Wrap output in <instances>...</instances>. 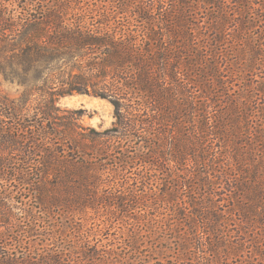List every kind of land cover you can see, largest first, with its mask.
Returning a JSON list of instances; mask_svg holds the SVG:
<instances>
[{"label": "trees", "instance_id": "16d2710c", "mask_svg": "<svg viewBox=\"0 0 264 264\" xmlns=\"http://www.w3.org/2000/svg\"><path fill=\"white\" fill-rule=\"evenodd\" d=\"M70 2L0 0V74L16 66L44 81L32 112L0 97V264H72L51 234L61 208L134 210L159 191L175 202L173 215L180 210L197 264H264L257 41L232 35L244 25L224 17L225 0H114V16L130 11L138 36L127 24L106 29L111 19L86 26ZM73 94L107 99L114 127L89 129L86 141L82 111L55 107ZM108 171L124 176L107 181ZM157 172L166 177L158 188ZM44 237L54 246L31 249Z\"/></svg>", "mask_w": 264, "mask_h": 264}, {"label": "rangeland", "instance_id": "374dc122", "mask_svg": "<svg viewBox=\"0 0 264 264\" xmlns=\"http://www.w3.org/2000/svg\"><path fill=\"white\" fill-rule=\"evenodd\" d=\"M46 1L53 2L54 0ZM70 4L73 9L72 14H76L74 19L80 18L82 24L86 26H91L99 20L102 21V19H111L105 25L106 29L111 31L118 23H121L128 25L129 33L132 32L136 34L135 36L140 34L141 30L137 27L134 18L128 17L130 11L127 14L114 16L112 7L114 0H71ZM223 10L225 18L236 19V24L243 23L244 25V29H237L235 33H232L233 36L244 35L245 32H249L257 41L258 55L255 56V74L263 79L264 87V0H225ZM203 17L205 20L207 19V16ZM9 71L10 76L0 74V97H5L14 102L17 108L22 109L24 107L26 111L30 112L35 107L41 106L44 93L35 91V89L38 86H43L44 81L43 84H37L32 79L33 71L25 76L23 70L21 71L16 66L11 67ZM52 71H55L53 75H56L57 71ZM24 77L27 82L24 81ZM45 80L47 82V78ZM54 83L59 86V83ZM263 87L260 88V91L264 94ZM259 95L261 96L262 93ZM55 107L82 111L79 123L85 128L83 137L86 141H90L93 137L89 129L104 132L112 129L116 122L114 106L107 99L99 97L73 94L60 98L55 103ZM63 116L60 112L57 114L59 119ZM57 122L58 125L59 121ZM113 148L115 147L113 146ZM113 148L111 146L109 150L113 151ZM111 151L110 153H112ZM113 157L119 156L113 155ZM108 164H112V161ZM106 167L111 169L110 166ZM141 170V167L135 169L136 172ZM135 171L130 170L129 173L124 171V173L127 172L125 173L126 177H134ZM103 177L107 181L122 178H115L111 171H108ZM162 178L165 179L166 177L157 172L151 178L155 183L157 182L154 186L160 187ZM157 195L159 197L150 199L145 207L137 206L134 207V210L123 208L121 211H116L115 209H108V204L102 206L96 205L97 203H87L75 211L61 208L59 215L51 220L54 227L51 234L54 235L59 245L54 246L52 244V237H44V242L33 243L31 249L34 250L35 248L39 251L41 248L46 250L47 245L54 246L55 249L58 248L61 253L63 252L69 260H73L72 264L78 262L84 264H197L198 256L196 247L193 245L194 241L191 240L192 237L180 226L181 229L178 228L177 219L180 210L178 213L176 211L177 215L175 213L173 215L172 210L176 208L175 202L167 200L168 197L160 191ZM110 211L114 214H108ZM232 221L240 225V229L246 226V220L240 223L236 217H233ZM256 227L258 239L262 241L264 227L258 222ZM19 240H21L20 243L23 241L22 245H26L28 239ZM257 241L253 242V245ZM27 242L29 243V241Z\"/></svg>", "mask_w": 264, "mask_h": 264}]
</instances>
